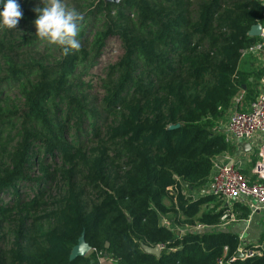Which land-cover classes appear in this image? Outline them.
<instances>
[{
    "label": "trees",
    "instance_id": "16d2710c",
    "mask_svg": "<svg viewBox=\"0 0 264 264\" xmlns=\"http://www.w3.org/2000/svg\"><path fill=\"white\" fill-rule=\"evenodd\" d=\"M34 1L19 0L17 28L0 29V264L229 262L240 237L219 228L227 209L203 192L216 160L237 149L215 130L235 92L246 86L247 103L259 95L264 67L248 71L242 57L261 40L249 33L264 27V0H80L81 48L67 54L16 33L34 26ZM114 42L98 107L90 79ZM82 235L91 252L71 260ZM229 264H264V254Z\"/></svg>",
    "mask_w": 264,
    "mask_h": 264
},
{
    "label": "built area",
    "instance_id": "2783aa9c",
    "mask_svg": "<svg viewBox=\"0 0 264 264\" xmlns=\"http://www.w3.org/2000/svg\"><path fill=\"white\" fill-rule=\"evenodd\" d=\"M261 27L260 42L244 51L243 56L254 54L260 56L264 62V27ZM259 90V95L249 104L244 103L243 96L237 98L227 121L224 124L220 123L219 126V132L225 136L227 142L237 147L241 144H248L251 147L249 152H242L246 153V161L249 164L247 173H244L234 160L221 164L213 172L204 191V195L216 197L226 207L227 211L222 218L229 215L233 217L231 210L236 204L249 208L251 214L264 213V88L262 85ZM196 229L204 230L205 227L199 225ZM247 247L248 243L241 241V246L229 262L224 263L227 257L224 256L219 264L246 261L250 258L262 257L264 254L263 244L257 245L256 249ZM227 252L228 248L225 249V253Z\"/></svg>",
    "mask_w": 264,
    "mask_h": 264
},
{
    "label": "rangeland",
    "instance_id": "374dc122",
    "mask_svg": "<svg viewBox=\"0 0 264 264\" xmlns=\"http://www.w3.org/2000/svg\"><path fill=\"white\" fill-rule=\"evenodd\" d=\"M65 3H66V5L69 8H75L79 12H80V10H82V2H80V0H65ZM31 6L36 8V7L42 6V5L40 4V0H36V1H34L32 3ZM21 26L22 27H19L18 31H16V33H18L20 35H24L27 32H30V34L35 35V33H36L35 26L28 27L25 24H21ZM119 48L120 47H119L117 42H114V44H111V46L109 47V50L107 51L105 57L101 59L100 65H98L97 68H95L92 71L93 72L92 76H94L95 80H91L92 78L90 79V81H92L93 88L89 90V94L91 96V99L95 102V104L98 107H99V105H100V103H101V101H102V99L104 97L103 82L106 80V74L109 71L110 66L112 64H114L115 62H117V60H118V57L120 55ZM87 80H89V79H87ZM259 85H260V83H259ZM256 87H257V85H256ZM252 88L254 89V86ZM241 94H242V90L237 89V91L234 94L235 96H234L233 99H235L236 97H239ZM12 96L16 97L17 94L16 93H15V95L12 94ZM232 107H233V104H232L231 108L226 112V114L222 117V119L219 120V123L224 124L227 121L229 115L231 114V112L233 110ZM107 118L108 117L105 116L104 119L100 123V125L103 126L105 129H106L107 124H108V122H106ZM215 130L219 131V126H217L215 128ZM83 139L85 140V138H83ZM228 161H229L228 157H223V158L219 159V164L218 165L221 166V164H225ZM46 165L50 168L51 172H53L57 168H59V169L62 168L61 159L59 158V156L55 157V158L48 157L47 160H46ZM35 168H36V170L32 174V176L34 178H40L42 176L41 172L38 169V167H35ZM62 185L63 184H61V183H59L57 181V182L51 183V185L45 186V189L48 190L47 191L48 197L52 193L50 198H48V197L46 198L45 201H47V203H50L52 201V198L57 197L56 194L58 193V187H60ZM20 189H21V193L20 194L23 195V201L24 202H28L29 199L27 197H25V193H27L29 191L28 190L25 191L26 188H23V187H20ZM192 196L195 199H197V195L195 193H193ZM12 200H13L12 196H10V195H6L5 196V203L9 204V203L12 202ZM218 203L219 202H217L216 200H213L211 202L203 204L201 206V210L198 213L197 217H200L202 215V213H204V212H209V211L213 210L218 205ZM165 204L168 207L171 206L170 201L166 200ZM239 215H240V213L238 215L235 214L233 217L231 215H229L226 218H221V221H220V224H219V228L222 229L225 232L232 233V234H237V235L239 234V231L243 228L242 232L239 235V237L242 236V239H240V241L247 242L248 245H250L251 241L247 240V236H249L251 234V233H248L249 227H247V225L244 226L243 224L240 223V220L238 219ZM257 221H258L259 227L261 228V231L258 232L257 236L259 238H262V236L264 237V219L262 218V220H261L259 218V219H257ZM164 222H165V220H164ZM5 227H8V226L5 225ZM182 230H184V229H182ZM251 232H252V230H251ZM5 233H8V228L5 229ZM245 233H246L247 236H245ZM261 240H263V239H260V242H261ZM251 245H253V244H251ZM254 245L257 246V243H254Z\"/></svg>",
    "mask_w": 264,
    "mask_h": 264
},
{
    "label": "clouds",
    "instance_id": "9594fccd",
    "mask_svg": "<svg viewBox=\"0 0 264 264\" xmlns=\"http://www.w3.org/2000/svg\"><path fill=\"white\" fill-rule=\"evenodd\" d=\"M40 4L33 9L35 36L41 42L62 47L65 54L79 50L81 43L77 37L84 19L82 13L69 8L65 0H40ZM22 17L19 0H0V29H16Z\"/></svg>",
    "mask_w": 264,
    "mask_h": 264
},
{
    "label": "crops",
    "instance_id": "0c3cea01",
    "mask_svg": "<svg viewBox=\"0 0 264 264\" xmlns=\"http://www.w3.org/2000/svg\"><path fill=\"white\" fill-rule=\"evenodd\" d=\"M242 63H243V68L248 70V71H253L254 69H257V68H260V67H264V62L261 59V57L257 56V55H254V54L253 55L252 54L244 55L242 57ZM261 85H262V88H264V77L260 81L259 88L261 87ZM245 91H246V88L243 87L242 88V94L239 97L243 96L244 103L245 104H249V103H247V101L245 99ZM259 93H260V90H259ZM239 97H236L234 99V101H233L234 103H233L232 109L235 106V100L237 98H239ZM242 152H249V151H243L242 148L240 150V147H237L236 152L232 156L231 155H226V156H223V157H228L229 158L228 162L234 160L235 162H237L239 164V167L242 169V171L244 173H247V170L249 168V164L246 161V158H247V156L245 155L246 153L243 154ZM223 157H219L216 160V165H215V169L213 170V172H215L217 167L219 166L218 165L219 164V159H221ZM233 209H235V205L232 207L231 212L233 211ZM232 214L235 215L234 212H232ZM259 218L261 220H262V218L264 219V213L263 212L252 213V214H250L249 219L240 221L241 224H243L244 226L247 225V227H249L248 233H251L249 235L250 237L247 236L246 233H245V236H247V240L251 241V244H253V245H254V243H257V245L261 244L260 239L263 238V236H262V238H259L257 236L258 232L261 231V228L259 227L258 221H257V219H259ZM242 229L239 231L238 235H240V233L242 232ZM251 230H252L253 233L251 232ZM240 237H242V236H240ZM263 245H264V243H263ZM100 264H118V262L110 260V259H107V258H102L100 260Z\"/></svg>",
    "mask_w": 264,
    "mask_h": 264
},
{
    "label": "water",
    "instance_id": "95a60500",
    "mask_svg": "<svg viewBox=\"0 0 264 264\" xmlns=\"http://www.w3.org/2000/svg\"><path fill=\"white\" fill-rule=\"evenodd\" d=\"M112 1L117 3L120 0H112ZM261 34H262L261 25H256V26L252 27V29L249 33V36L260 37ZM244 88H246V87H244ZM240 147L242 148L243 151H249L251 148L250 145H248V144H244V145L241 144ZM181 234H184V232H181ZM142 249L144 250V252L146 254L155 256L157 258H159L161 256V253H162V248L159 246L150 247L147 245H142ZM90 252H91V247L86 242L85 235H82V237L79 239L78 245L73 249L72 254L70 256V259L75 260L79 257H86Z\"/></svg>",
    "mask_w": 264,
    "mask_h": 264
}]
</instances>
